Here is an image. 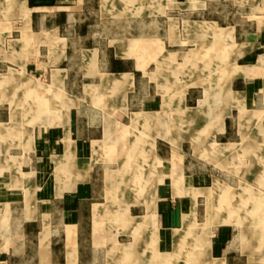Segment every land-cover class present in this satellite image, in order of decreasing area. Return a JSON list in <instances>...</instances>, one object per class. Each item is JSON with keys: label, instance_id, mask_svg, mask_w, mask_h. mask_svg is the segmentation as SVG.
I'll use <instances>...</instances> for the list:
<instances>
[{"label": "crops", "instance_id": "crops-1", "mask_svg": "<svg viewBox=\"0 0 264 264\" xmlns=\"http://www.w3.org/2000/svg\"><path fill=\"white\" fill-rule=\"evenodd\" d=\"M133 6L131 0H0V66L6 55L29 57L19 66L29 78L17 85L23 92L13 99L5 95L16 83L15 72L8 74L10 84L0 81V173L16 169L9 181L0 177V264H40L43 252L50 264H100L104 233L119 231L113 217L122 216L120 228L138 234L150 229L139 221L133 227L132 220L149 210V219L158 222L152 242L174 248L178 230L171 226L181 219L182 200L194 198L175 191L182 179L189 189L202 180L211 200L215 185H226L221 199L229 201L227 209L211 225L220 233L237 232L207 255L189 256V263L264 264V225L246 227L252 231L246 244L239 239L246 230L227 220L243 213L245 198L253 200L250 214L264 215V0H142L135 14ZM6 8L17 10L8 15ZM73 22L82 26L70 31ZM52 74L62 101L51 96ZM28 88L34 109L30 143L24 145L13 119L20 118L15 104L26 101ZM54 103L63 105L61 112L54 113ZM176 120H186L189 129H176ZM199 135L215 138L200 148ZM165 165L183 169L171 189L162 183ZM199 166L212 171L203 176L184 170ZM20 167L30 170L22 175ZM51 168L64 174L49 177ZM113 168L125 169L130 179L124 182L140 190L138 196L155 200L153 210L141 207L142 215L134 216L133 208L121 215L112 209L117 197L97 193L95 183L99 169L104 184L115 183ZM148 168L155 169L159 184L151 196L154 175ZM9 182L11 192H5ZM242 184L255 185L259 193L244 195ZM232 200L240 205L233 207ZM6 217L28 243L21 251L14 234L1 243ZM59 244L64 253L53 260ZM153 251L158 255L135 263L165 264L170 257L171 264L188 262ZM115 262L114 256L106 261Z\"/></svg>", "mask_w": 264, "mask_h": 264}, {"label": "rangeland", "instance_id": "rangeland-1", "mask_svg": "<svg viewBox=\"0 0 264 264\" xmlns=\"http://www.w3.org/2000/svg\"><path fill=\"white\" fill-rule=\"evenodd\" d=\"M142 0H131V2L134 4V6L132 7V12L135 14L136 11H140V7L137 5L140 4ZM76 5V4H74ZM74 12L77 13V11L80 9L74 7L73 8ZM17 9H13V8H6L5 12L9 14H13ZM139 13V12H138ZM90 15H91V9H90ZM82 24H77L75 22L70 24L69 30L70 31H74L76 29H78L79 27H81ZM117 26V25H116ZM101 27H109L111 28L112 25H101ZM29 57L28 56H20L17 55L15 53L11 54V55H6L5 56V62L2 66H0L1 70H0V81L5 80L8 84H10L12 82V80H10L8 78V74L9 72H15L18 76V78H16V83H11L10 87L5 88L6 92L5 95L6 96H10V98L13 99L15 94L20 93L21 88H18L17 85H19V83H23L29 80L28 76H21L23 75L19 70V66L23 65V60H24V64H26V61ZM29 74L32 75V73L28 72ZM27 77V78H26ZM52 80H55V74H52ZM55 84L56 87H53L51 89V96L55 101H62V97L63 95L60 93V88H59V82H58V77L55 80ZM7 84V85H8ZM53 84V82H52ZM30 88L24 90L25 93L29 95H27L24 99L26 101L21 102L18 104H15L16 107V112H17V116L19 115V119H13L15 120V125L18 126V129L20 130L21 133V144L24 145H29V141H28V134L31 130H32V110L34 109V106L32 105V103H30V96H32V90H29ZM23 92V91H21ZM18 99V98H17ZM12 103H8L6 104V107H11ZM63 105L61 104H53L52 109L54 110V113L56 112H61L63 107ZM7 109V108H6ZM61 116V115H60ZM58 122V121H57ZM60 122V121H59ZM173 126L174 124H176V129H179L181 131L184 130H188V122L186 120H179V121H173ZM180 122V123H178ZM246 123L245 126L249 127L251 126L252 121L251 120H245L244 121ZM242 122V123H244ZM181 127V128H179ZM199 130V128H198ZM27 134V135H25ZM210 138H215L213 136H202L199 135L197 136V144L198 147H203V148H207V146L210 145H206L207 143V139L209 140ZM188 138L184 139L186 141V146L185 148L187 149L189 146V142L187 140ZM204 153V152H203ZM188 159H194V157H189V153L186 154ZM204 156V155H203ZM247 156V155H246ZM149 158H147L149 160L148 163H152V159L150 158L151 155L149 154L148 156ZM176 158L178 159V156H176ZM204 158V157H203ZM146 159V161H147ZM178 161H176L177 163ZM178 164V163H177ZM112 169V168H111ZM115 169V171H113V174L111 176H113V179H116L115 183L110 184L108 181L104 184L102 181V177L100 175H102V171L99 169V179H97L96 183H95V190L97 193H100L103 190H107L110 191V193H113V195H115L117 198L114 200H111V207L112 209H115L118 211V215H121L124 212V209L126 208H133V213L132 215L136 216V215H142V213L140 212V208L141 207H146L148 209H152L153 210V205L155 200L154 199H146L144 196H138L140 194V190H138L137 192L133 189L132 184L130 183H126L124 182L126 179L129 180V174L126 173L125 169L122 168H113ZM150 170V178L152 179V175H154V178L152 180V184L150 186V191H147L148 195H153L156 191V189L158 190L159 184L157 182V180L155 179V169L153 168H148ZM4 172L0 173V177H4L5 180L9 181L10 179H12V175L14 169L13 167H5ZM30 169L26 168V167H20V171L21 174H26ZM123 172H120L122 171ZM164 171L165 173V179L162 181L165 182V185L168 189H171L172 186H174V184L172 183L173 179L175 177H177V174H179L180 172L183 171V169H179L177 167V165H175L174 167H168V166H164L163 169H161ZM186 172H196L198 175H206L209 174L212 169H206L205 167H191L189 169L185 168L184 169ZM217 171V176L221 177L222 174L220 173V169H216ZM161 171V172H163ZM63 175L64 173H61L60 171H58L56 168H51L50 169V176H54L57 175L56 177H60V175ZM121 174V175H118ZM183 174V173H182ZM181 176V175H180ZM114 184V185H113ZM12 184L9 182L8 184L5 183V192L10 191L11 192V187ZM192 188L189 189V186L187 185V183L184 182V179H182L181 184L178 186V188L175 191L180 192L182 195H185L186 197H188V193L191 192V194H194V198L193 199H189V197L187 199L182 200V211H181V219L179 222L175 223L173 222L171 228H176L178 231L175 234L174 239H176V247L174 248H159L157 245H155V242H152L151 236L153 235V233H156L154 229H156L158 227V222H156V218L153 217V220L148 219L147 220V226L148 229H150V231H146V232H140V233H134L133 230L128 229V230H124L120 228V223H122V216H117V217H113V219L115 218V222L118 223V230L119 231H112V232H105L104 233V246L99 248V252L98 255L101 259V263L100 264H108L106 263L107 258L108 257H113L114 259L116 258L118 263L115 262L116 264H131L130 261L133 260V264H140L135 263V260H140V258L146 259V257H155L158 255V253L154 254L153 251V247H155L158 251H159V255L161 256V253L163 252L164 255L167 256H176V255H181V258L188 261L186 264H191L189 263L190 260H188L189 256L195 255V254H199V255H207L208 253H210V248L214 245V244H218V243H222V242H231L234 239L235 234L237 233L236 231H229V232H221L215 230L214 226L211 225L212 223L215 222V218L216 216H220L221 211L224 209H227V206L229 203V201L227 200H222L221 196L222 194H228L227 193V188L226 185H224L221 181H219L217 183V185H215L214 188V195L216 196V199H205V191H206V187L207 185L204 184L201 181H199L198 184H193L191 185ZM264 186V185H263ZM262 186V187H263ZM238 187V186H237ZM254 187V188H253ZM10 188V189H8ZM140 188V187H139ZM236 188V187H235ZM144 190V189H143ZM238 190V189H237ZM23 191V190H22ZM240 192H243L244 195H248V196H252V192L255 193H259L257 187L255 185H251V184H242L240 189ZM144 193V191H143ZM141 193V194H143ZM248 193V194H247ZM147 195V196H148ZM199 198H196V196H199ZM261 197H262V201H261V207L262 209L264 208V189H262V193H261ZM129 197V196H133L134 199H130L128 198V200H125V197ZM135 197H138L137 199ZM247 197V196H244ZM7 201V200H6ZM233 201V200H232ZM244 203V211L243 213H240L238 216L234 215L231 216L229 215L227 217V220L229 221V223H232L233 225H235V223L239 224V227H242L244 230H246L247 228H252V226L254 224H258L260 223L261 225H264V215L262 216H258L256 214H250V212H253V206L251 201L253 202L252 199H244L243 200ZM223 202V203H222ZM181 203V202H180ZM236 201L231 202V205L233 207L235 206H239L240 203L235 204ZM4 207V206H2ZM5 208L7 209V205L5 206ZM184 210V211H183ZM226 211V210H225ZM125 218V217H124ZM136 220L132 222H130L133 227L137 224L138 221H140L139 217H135ZM226 219V218H225ZM9 221V222H8ZM5 223V230L3 231L2 235L4 238H6L5 240H1V243H9L11 241H7V238L9 236H11L12 234L15 235V240L16 242H19V237L21 238L20 241H22L21 244V248L20 251L23 250L25 248V246L27 247V242L23 241V232H13L11 230L12 228V222L11 219L7 220V217L4 220ZM123 223L127 224V218L125 219V221H123ZM136 223V224H135ZM172 223V222H171ZM216 223V222H215ZM226 223V222H225ZM120 224V225H119ZM231 224V225H232ZM236 224V225H237ZM138 225V224H137ZM157 225V227H156ZM229 225L228 227H233ZM116 227V226H115ZM127 228V227H126ZM213 228V230H212ZM157 230V229H156ZM158 233V232H157ZM62 234V233H61ZM113 235V236H112ZM61 236V235H60ZM109 236V238H108ZM248 236H252V231H242L240 233L239 239H241L242 241L245 240L246 244L248 243L247 240L249 239ZM62 237V236H61ZM103 237V238H104ZM143 241V244H141ZM24 243H27L25 246L23 245ZM154 244V246H153ZM143 245V246H142ZM109 246V247H108ZM32 250H33V246H32ZM64 253V248L62 247V244H59V247H56L54 249V259H61L62 255ZM49 253H45L43 252L42 255L40 256V264H50V257H48ZM143 256V257H142ZM164 258V257H162ZM246 259V257H245ZM121 261V262H120ZM164 261H169L166 262L165 264H171V257L168 260H164ZM113 263V264H115ZM39 264V263H38ZM56 264V263H55ZM111 264V263H110ZM164 264V263H162Z\"/></svg>", "mask_w": 264, "mask_h": 264}, {"label": "bare ground", "instance_id": "bare-ground-1", "mask_svg": "<svg viewBox=\"0 0 264 264\" xmlns=\"http://www.w3.org/2000/svg\"><path fill=\"white\" fill-rule=\"evenodd\" d=\"M111 81H112V83H113V84H116V85H117L118 83H120V80H118V78H117V77L115 78V76H114V78H113ZM220 147H221V146H219V148H218V149H219V150H222V147H221V148H220ZM225 148H227V147H225ZM94 210H95V209H94ZM94 210H93V211H94ZM151 212H152V211H151V210H149V213H148V215H147V216H145V217H144V218H142V219L140 218V219H141V221H139V222H140V223H143V222H144L143 224H145V223L147 222V220L150 218ZM67 247H68V246H67ZM71 250H73V249H71Z\"/></svg>", "mask_w": 264, "mask_h": 264}]
</instances>
